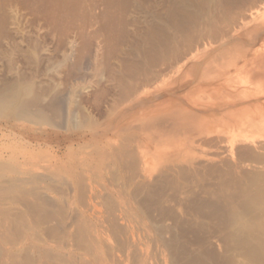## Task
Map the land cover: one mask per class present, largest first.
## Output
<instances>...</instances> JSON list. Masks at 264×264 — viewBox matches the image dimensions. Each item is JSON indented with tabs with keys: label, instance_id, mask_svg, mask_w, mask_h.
Listing matches in <instances>:
<instances>
[{
	"label": "rangeland",
	"instance_id": "1",
	"mask_svg": "<svg viewBox=\"0 0 264 264\" xmlns=\"http://www.w3.org/2000/svg\"><path fill=\"white\" fill-rule=\"evenodd\" d=\"M27 82L33 89L16 106L45 111L51 125L0 118V175L20 178L26 192L48 187L29 172L49 177L58 169L130 192L138 142L152 180L187 160L241 163L264 175V0H0V91ZM71 114L76 130L65 123ZM56 178L59 191L74 195L67 176ZM255 211L247 217L261 216ZM214 223V233L199 237L227 264H246L241 243Z\"/></svg>",
	"mask_w": 264,
	"mask_h": 264
},
{
	"label": "bare ground",
	"instance_id": "2",
	"mask_svg": "<svg viewBox=\"0 0 264 264\" xmlns=\"http://www.w3.org/2000/svg\"><path fill=\"white\" fill-rule=\"evenodd\" d=\"M29 84L15 85L4 96L6 92L0 91V118L32 127L51 125L45 111H34L32 105L22 109L16 106L33 89ZM6 107L11 110L3 116ZM69 117L65 123L70 128L81 126L77 115ZM61 148L57 146L55 152L58 154ZM135 151L139 162L131 164L133 175L127 181L130 192L109 185L101 189L73 171L60 169L49 177L27 172L35 185L44 179L48 186L28 192L20 178L4 179L0 175V264H227V255H217L209 245L210 239L198 235L210 230L213 221L217 222V231L226 230L225 236L230 229L228 240L233 237L241 243L248 259L246 264H264V175L259 173L257 178L252 172L247 173L241 163L232 166V162L222 160L221 165L208 167L187 160L181 166L170 165L159 179L152 180L140 142ZM225 162L228 164L222 165ZM206 174L215 175V186L214 182L212 186L207 184ZM240 174L254 175V181L246 183ZM66 176L74 195L59 191L54 184L56 177ZM188 179L197 181L200 189L192 188ZM166 183L174 189L171 199L162 192ZM55 192L59 197L52 199L51 193ZM254 210L261 211V216L248 218ZM153 212H158L160 219ZM165 219L172 224L167 225ZM166 234L171 236L170 241ZM153 242L160 250L155 247L152 251Z\"/></svg>",
	"mask_w": 264,
	"mask_h": 264
}]
</instances>
